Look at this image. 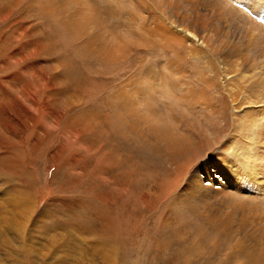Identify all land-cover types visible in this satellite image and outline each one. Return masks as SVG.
<instances>
[{
	"label": "rangeland",
	"instance_id": "rangeland-1",
	"mask_svg": "<svg viewBox=\"0 0 264 264\" xmlns=\"http://www.w3.org/2000/svg\"><path fill=\"white\" fill-rule=\"evenodd\" d=\"M53 4L0 0V264H264V0Z\"/></svg>",
	"mask_w": 264,
	"mask_h": 264
},
{
	"label": "bare ground",
	"instance_id": "bare-ground-1",
	"mask_svg": "<svg viewBox=\"0 0 264 264\" xmlns=\"http://www.w3.org/2000/svg\"><path fill=\"white\" fill-rule=\"evenodd\" d=\"M18 1H23V0H18ZM48 3H51V4H53V2H54V0H46ZM54 5V4H53ZM39 10L41 11V12H43V13H45V12H49V13H52L53 15L54 14H56V13H58V16L59 17H61V21L59 22L60 24H62V25H66V26H69V25H71L72 26V28L74 27L72 24H74L75 25V21H71L69 18L68 19H66L65 18V16H63L62 14H61V11L58 9V10H54V9H50V7L49 6H47V5H43V4H41L40 6H39ZM57 15V14H56ZM93 20V19H92ZM86 23V22H85ZM84 24V23H83ZM96 25V24H95ZM77 26V25H76ZM83 26H85V25H83ZM83 26H81V24L80 23H78V28H79V30H80V28H82ZM62 27V26H61ZM67 28V27H66ZM66 28H64L65 30H66ZM80 34H77V36H79ZM89 43V42H88ZM162 95V94H161ZM170 97V96H169ZM161 99V98H160ZM162 102V101H161ZM177 101H175V103H176ZM162 104V103H161ZM168 105V104H167ZM124 119V118H123ZM128 126H130V127H132L133 129L132 130H134L135 129V126L134 125H128ZM125 127H123V128H121V129H124ZM126 129V128H125ZM124 129V130H125ZM130 129V128H129ZM136 130V129H135ZM135 130H134V132H135ZM138 134H140L139 132H137ZM171 133V132H170ZM170 135V134H169ZM159 141H161L162 142V144L163 143H166L167 144V147H166V149L164 148V151L172 158V159H175V157L174 156H172V154H173V151H176V150H172V149H175L171 144H169V140L170 139H168L167 137H158L157 138ZM160 143V142H159ZM161 144V143H160ZM185 144H187L186 142H185ZM173 145H175V143L173 142ZM160 146V145H159ZM154 147V146H153ZM155 148V147H154ZM159 148V147H158ZM157 148V149H158ZM187 148V147H186ZM160 149V148H159ZM155 150V149H154ZM193 151V150H192ZM177 152V151H176ZM185 152V151H184ZM188 152V151H187ZM179 153L182 155V152H181V150H179ZM193 155H195L194 154V152L192 153ZM178 157V156H177ZM168 159V158H167ZM253 174H256L255 172H253ZM208 185V184H207ZM201 227V226H200ZM98 245V244H97ZM98 247V246H97Z\"/></svg>",
	"mask_w": 264,
	"mask_h": 264
}]
</instances>
